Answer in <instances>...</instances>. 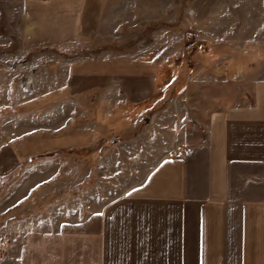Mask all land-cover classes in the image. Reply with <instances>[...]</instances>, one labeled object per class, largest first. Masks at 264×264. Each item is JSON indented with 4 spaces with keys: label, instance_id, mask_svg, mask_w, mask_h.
<instances>
[{
    "label": "rangeland",
    "instance_id": "rangeland-1",
    "mask_svg": "<svg viewBox=\"0 0 264 264\" xmlns=\"http://www.w3.org/2000/svg\"><path fill=\"white\" fill-rule=\"evenodd\" d=\"M262 70L264 0H0V242L121 192L135 136L170 115L191 134Z\"/></svg>",
    "mask_w": 264,
    "mask_h": 264
},
{
    "label": "crops",
    "instance_id": "crops-1",
    "mask_svg": "<svg viewBox=\"0 0 264 264\" xmlns=\"http://www.w3.org/2000/svg\"><path fill=\"white\" fill-rule=\"evenodd\" d=\"M173 117L129 136L143 162L121 192L48 208L46 223L0 242V264H264V70L191 134Z\"/></svg>",
    "mask_w": 264,
    "mask_h": 264
},
{
    "label": "trees",
    "instance_id": "trees-1",
    "mask_svg": "<svg viewBox=\"0 0 264 264\" xmlns=\"http://www.w3.org/2000/svg\"><path fill=\"white\" fill-rule=\"evenodd\" d=\"M59 152H63V150L61 149ZM10 179V178H9ZM3 182L5 183V180H1V182H0V186H2L3 187ZM1 189V188H0ZM1 191V190H0Z\"/></svg>",
    "mask_w": 264,
    "mask_h": 264
},
{
    "label": "built area",
    "instance_id": "built-area-1",
    "mask_svg": "<svg viewBox=\"0 0 264 264\" xmlns=\"http://www.w3.org/2000/svg\"><path fill=\"white\" fill-rule=\"evenodd\" d=\"M170 155L172 156V155H173V153H170Z\"/></svg>",
    "mask_w": 264,
    "mask_h": 264
},
{
    "label": "snow or ice",
    "instance_id": "snow-or-ice-1",
    "mask_svg": "<svg viewBox=\"0 0 264 264\" xmlns=\"http://www.w3.org/2000/svg\"><path fill=\"white\" fill-rule=\"evenodd\" d=\"M126 195L128 194V193H125Z\"/></svg>",
    "mask_w": 264,
    "mask_h": 264
}]
</instances>
